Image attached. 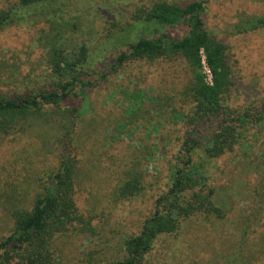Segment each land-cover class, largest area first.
Wrapping results in <instances>:
<instances>
[{"label":"rangeland","instance_id":"1","mask_svg":"<svg viewBox=\"0 0 264 264\" xmlns=\"http://www.w3.org/2000/svg\"><path fill=\"white\" fill-rule=\"evenodd\" d=\"M19 1L0 0V11ZM154 1L158 0H58L54 7L58 20H51L60 21L65 38L75 37L77 45H87L93 52L113 24L123 25ZM166 1L186 6L196 0ZM198 1L206 3L207 31L227 47L235 81L232 108L264 99V28L231 34L243 19L264 16V0ZM50 7H45L47 12ZM52 30L48 22H33L0 32V96L25 93L49 81L52 72L39 43ZM187 31L179 26L168 33L180 38ZM114 54H100V64L108 68ZM183 64L177 59L128 61L100 86L59 109L62 115L75 112L84 98L89 99V111L79 119L70 144L77 162L74 202L79 219L70 233L56 238L52 264L124 260L126 241L140 234L158 199L171 186L176 153L190 128L180 118L191 109L180 97L192 77ZM10 66H16L14 76ZM202 74L210 83L204 65ZM53 115L50 110L40 112L39 120L26 122L24 133L0 135V243L14 231L16 214L31 211L58 171L64 148L55 130L59 123L45 119ZM242 141L234 156L223 158L216 170H210L217 175L214 186L234 198L233 212L224 221L184 225L186 231L165 238L151 258L153 264H250L255 253L260 255L258 264H264V211L259 219L249 221L264 201V129H249ZM131 176L140 179L142 190L121 199L119 189ZM178 249L175 258L172 252Z\"/></svg>","mask_w":264,"mask_h":264},{"label":"trees","instance_id":"2","mask_svg":"<svg viewBox=\"0 0 264 264\" xmlns=\"http://www.w3.org/2000/svg\"><path fill=\"white\" fill-rule=\"evenodd\" d=\"M57 1L20 0L0 11V32L33 22H48L53 27L45 42L41 39L39 43L52 75L40 88L0 96V135L24 133L28 120L37 121L40 112L50 110L54 115L45 119L59 123L55 130L59 131L60 144L64 147L57 173L35 199L31 211L16 214L14 231L0 243V264H52L56 238L70 233L73 223L79 219L74 202L77 162L71 156L70 144L79 119L89 111V99L84 98L82 109L75 112L62 115L59 109L100 86L111 72L128 61L153 63L177 59L184 63L183 70L192 75L180 93L182 100L191 105L190 112L180 117L190 128L176 153L171 186L158 199L154 214L145 221L140 234L126 241L124 260L113 263L153 264L151 258L165 238L183 232L184 225L195 221H224L233 212L234 198L229 199L223 195L224 190L214 186L218 184L217 175H212L210 170H216L220 160L234 156L237 148L243 147L242 140L249 129H264V99L241 109L232 108L235 81L227 47L207 31L204 1H192L186 6L166 0L154 1L130 15V20L123 25L113 24L107 38L97 43L98 48L93 52L87 45H77L75 37H64V28L56 21ZM46 6H51V11L47 12ZM51 14L55 17L51 18ZM179 26L188 29L184 36L175 38L168 33ZM263 28L264 16H249L236 24L231 34L240 36ZM104 52L115 53L108 68L100 64V54ZM203 53L212 83L202 74ZM15 67L10 66L12 75ZM140 182L137 176L124 182L119 189L121 199L135 197L142 190ZM263 206L264 201L251 214L250 222L259 219ZM172 253L176 258L179 249ZM259 258L258 253L250 256V264H258Z\"/></svg>","mask_w":264,"mask_h":264},{"label":"built area","instance_id":"3","mask_svg":"<svg viewBox=\"0 0 264 264\" xmlns=\"http://www.w3.org/2000/svg\"><path fill=\"white\" fill-rule=\"evenodd\" d=\"M203 65H204V68L208 74V77H209V81H211L210 83H212V74H211V71L210 69L208 68L206 62H205V57H203Z\"/></svg>","mask_w":264,"mask_h":264}]
</instances>
